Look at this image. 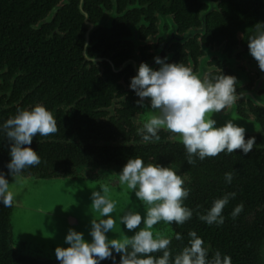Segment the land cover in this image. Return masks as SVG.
<instances>
[{
  "label": "flooded vegetation",
  "instance_id": "flooded-vegetation-1",
  "mask_svg": "<svg viewBox=\"0 0 264 264\" xmlns=\"http://www.w3.org/2000/svg\"><path fill=\"white\" fill-rule=\"evenodd\" d=\"M201 2L205 3V9L199 16L200 25L189 27L167 5L155 7L138 0L134 3L130 0L103 3L97 0H0V44L5 46L3 53L9 49L14 57L11 73L27 75L25 63L32 58L33 62L43 59L46 67L42 73L47 81L53 82L49 84L41 81L40 75L30 74L33 77L31 83L13 78L9 80L11 83L4 84L3 71H0V96H6L5 103L1 104H9L8 107L15 109L14 114L18 109L31 110L41 104L53 113L55 119L61 110L90 109L97 116L95 124H90L92 131L96 128L102 133H96L97 140L94 136L88 144L105 149V153L111 152L113 156L112 161L101 160L98 164L79 167L71 165L53 173L47 166L44 177L23 172L17 178L19 183L12 186L15 197L20 193L19 186L27 179L103 181L112 175L119 181L118 175L123 167L135 157L142 158L145 165L153 163L171 167L184 178L185 187L189 189L194 181L192 173L202 171L209 175L212 170H224L225 160H233L243 152L237 150L228 154L225 151L216 157L217 161L196 158L193 166L187 163L186 157L184 160L178 158L181 154L186 156V149L179 137L166 130L158 132V141L143 142L138 129L149 118L151 101L146 98L144 107L138 106L140 98L130 84L141 63L159 70L161 65L156 64V57L170 64L184 63L201 77L205 74L209 78L222 74L236 77V90L241 99L223 112L213 114V119L218 126L231 119L246 129V140L252 137L256 140L263 133L264 107L257 103H264V71L251 56L249 47L235 45L230 49L225 42L208 35L206 17L218 11L219 6L215 0ZM6 39L8 44L4 42ZM85 51L95 57V63L84 58ZM0 172L6 173L9 184L15 182L7 165H0ZM209 177L204 184L211 187L212 176ZM225 182L223 180L220 184ZM256 197L254 192L252 200L246 197L241 213L252 223L258 222L261 209L264 211V202L259 204ZM15 199L12 207H5L0 202V264H61L57 258L23 253L21 247L25 244L21 246L17 241L12 224ZM184 205L193 210L191 202L185 201ZM199 215L196 216L199 218ZM170 226L173 236L167 238L179 242L190 240L192 230L186 232L184 227L175 223ZM177 234L182 238L176 239ZM200 238L205 242L208 259H211L218 248L210 241V230L204 231V237ZM225 255L231 257L232 264H264V240L246 243L239 237L230 252L221 254L222 257Z\"/></svg>",
  "mask_w": 264,
  "mask_h": 264
},
{
  "label": "clouds",
  "instance_id": "clouds-1",
  "mask_svg": "<svg viewBox=\"0 0 264 264\" xmlns=\"http://www.w3.org/2000/svg\"><path fill=\"white\" fill-rule=\"evenodd\" d=\"M255 34L248 38L251 56L264 71V23L254 27ZM87 49L88 45H84ZM86 60L95 63V57L83 52ZM155 62L161 65L153 70L147 63H141L138 74L131 79L130 87L140 98L138 106L144 107V100L150 99L149 118L138 129L143 142L158 141L160 130H166L179 137L186 149L189 165H195L196 158L203 161L215 158L225 151L228 154L242 150L245 155L256 145L255 137L245 139L246 129L238 126L231 119L223 126L217 127L213 114H218L234 105L241 95L237 93V78L231 75H220L209 78L201 77L190 66L184 63H167L159 57ZM264 107V103H259ZM7 139L11 142V161L7 165L14 183L9 184L5 174L0 172V202L5 207H12L15 193L14 184L25 169L41 163V157L30 145L37 135L48 137L59 129L51 111L37 104L31 110L18 109L2 126ZM29 147H25V146ZM119 184L135 193L137 199L145 205L146 215L128 211L120 222L129 231H135L131 237L109 239L106 235L116 226L112 213L116 201L110 198V185L103 184L99 191L92 192L91 209L99 213L97 219L91 220L92 241L84 239L83 233L70 229L66 243L70 247H57L56 258L61 264H100L101 261L113 259V250L120 254V264H232L230 256H221L219 251L208 259V250L204 240L195 231H190L189 246H186L174 258L169 246L171 239L160 232L154 234V226L165 224H184L193 216V211L184 205L190 190L185 187V180L171 167L145 162L140 157L131 158L118 175ZM230 184L233 173H225ZM236 193H228L213 202L206 214L199 219L209 225L224 223L223 209ZM243 211V204L237 205L232 212L233 219ZM143 226L141 227V225ZM138 229V230H137ZM182 237L177 234L176 239ZM162 253L159 257L154 253Z\"/></svg>",
  "mask_w": 264,
  "mask_h": 264
},
{
  "label": "trees",
  "instance_id": "trees-1",
  "mask_svg": "<svg viewBox=\"0 0 264 264\" xmlns=\"http://www.w3.org/2000/svg\"><path fill=\"white\" fill-rule=\"evenodd\" d=\"M97 1L103 3L108 0ZM130 1L134 3L137 0ZM138 1L141 4L147 3L155 7L167 5V8H171L181 21L187 22L186 24L189 27H199V16L205 9V3L203 4L201 0ZM207 3H211V0H208ZM215 3L219 6V10L212 12L206 17L205 27L208 35H213L219 41L225 42L230 49L235 45L248 48V38L255 34V25L264 23V0H215ZM12 36L10 35L9 38H12ZM4 42L8 44L7 39ZM4 48V44H0V71H3L4 84L11 83L9 80L13 78L22 83H31L33 77L30 74L40 75L41 81L45 80V82L53 84V82L47 81L44 73H42L46 67L43 59L33 62L32 58L25 63L24 69L28 76L13 75L11 71L15 60L12 54L9 53V49L4 51L5 54L3 53ZM66 73L70 77V73L67 70ZM58 83L62 84V82ZM5 100L6 96H0L1 127L10 117L16 115L14 114L15 109L8 107L9 104H1V102L5 103ZM96 118V114L91 112L90 109L81 110L77 108L68 112L63 110L58 112L56 114L59 129L56 133L57 136L54 137V134L48 137L37 135L33 138L30 147L39 154L41 163L25 169L24 172L44 177L47 174V166L49 171L53 173L55 170L67 166L70 167L71 165L79 167L81 165H91V163L98 164L101 160L112 161L111 152L107 154L105 149H96V147L88 144L89 140L94 136V140H97L96 133H102L100 129L96 128H93L96 131H92L91 125L95 124ZM25 147L29 146L26 145ZM10 148L11 142L7 139L6 134L0 130V165H8L10 163ZM184 157L186 156L181 154L178 158L184 160ZM217 157L219 158V156ZM215 158H211V160L217 161L218 158ZM225 161L226 168L224 170H212L209 175H204L205 173L202 171L192 173V180L195 182L193 181V184L189 185L190 194L185 201L191 202L194 213L190 220L181 225V228L184 227L186 232L188 230L195 231L199 234V237H204V231L208 232L210 230V241L214 247L218 248L221 254L230 252L239 237L246 240V243L264 240V211L262 209L260 212L261 217L256 223L247 221L241 214L242 212L235 219L231 215L237 205L243 204L244 207L247 200L246 197H251L249 200H252L253 192L257 195L256 198L257 200L259 199L257 201L259 204L264 202V131L259 134V137H256V145L250 153L245 155L240 152L233 160L227 159ZM228 172L233 173V180L230 184L225 179V173ZM60 175L63 176L62 173ZM209 176H212L211 187L204 184V182L209 181ZM223 180L226 182L220 184ZM233 192L236 193V196L235 198H230L229 203L223 209L224 223L222 225H209L196 216L206 213L215 200ZM186 246H189V240L179 242L175 241L174 238L171 239L169 250L173 258ZM153 255L159 257L162 253L158 252ZM113 257L114 261L113 259H107L101 261L100 264H120V254L113 250Z\"/></svg>",
  "mask_w": 264,
  "mask_h": 264
},
{
  "label": "water",
  "instance_id": "water-1",
  "mask_svg": "<svg viewBox=\"0 0 264 264\" xmlns=\"http://www.w3.org/2000/svg\"><path fill=\"white\" fill-rule=\"evenodd\" d=\"M205 1L208 2V0ZM207 13H209V11H207ZM207 13L204 14V17ZM204 17L203 21H205ZM28 180L26 184H24V186L27 187V192L23 191L22 185L19 186L20 193L15 197L12 221L13 227L16 225L21 231L18 239H16L21 246L25 244V246L21 247L24 254H29L33 257L56 259V248L54 249V246L49 245L51 242L50 238L54 235L55 239L66 241L70 229L83 233L84 239L87 242L90 243L92 241L90 232L93 215H95L97 219H106L107 217H100L99 213H94L91 209V191H85L84 196L77 201L71 200L67 203H62L58 207L52 208L50 207L51 205H48L51 200L50 193L58 188L61 183L63 185H70L73 181H63V179ZM132 195L137 211L140 212L142 217L145 216L146 209L141 207L143 204L137 199L135 193L132 192ZM128 211H130V209L127 202L117 199L116 209L112 213V217L116 220V226L112 232L106 234L109 239L120 238L124 235L131 237L135 234L129 231L126 226L120 222L122 216ZM24 213H27L28 217L33 218L34 221H28V223L21 221L19 216ZM142 226L143 224L141 227ZM29 228L34 229V231L32 233L27 232ZM153 231L154 234L160 232L168 237L173 236L170 224H165L163 222L154 226ZM67 246L70 247V245Z\"/></svg>",
  "mask_w": 264,
  "mask_h": 264
},
{
  "label": "rangeland",
  "instance_id": "rangeland-1",
  "mask_svg": "<svg viewBox=\"0 0 264 264\" xmlns=\"http://www.w3.org/2000/svg\"><path fill=\"white\" fill-rule=\"evenodd\" d=\"M217 127H220V126L217 125ZM68 180L73 181V182L70 185H63L61 183L58 188L54 189L50 193V199L51 200H50V203H48V205H51L50 207L55 208V207L60 206L62 203H67L71 200L77 201L84 196L85 191H91V192L99 191L101 185L109 184L110 185V193L109 194H110L111 199H113L114 201H116L117 199L125 201V202H127V205L129 207L130 211L138 212L135 205H134L132 191L128 190L126 188V186L122 187L119 184V181L113 179L112 175L108 176L103 181L96 180V179H84V178H79V179H75V180L66 179L63 181H68ZM24 184H26V181L23 182L22 186H23V191L27 192V187H25ZM34 198L36 199L35 195H34ZM141 207L143 209H146L144 204ZM19 219L23 222L25 221L26 223H28V221H34L33 218L28 217L27 213L21 214L19 216ZM27 226L29 227L28 224H27ZM33 231H34V229L29 228L27 232L32 233ZM14 232L16 234V238L18 239V236L20 235L21 231H20L19 227H17L16 225L14 226ZM131 232L135 233V231H131ZM50 239H51V242L49 245L54 246L53 247L54 249L57 247L67 248L68 247L67 245H69L65 241H62V240L59 241L58 239H55L54 235H52Z\"/></svg>",
  "mask_w": 264,
  "mask_h": 264
}]
</instances>
